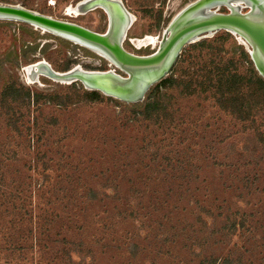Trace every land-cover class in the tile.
Returning a JSON list of instances; mask_svg holds the SVG:
<instances>
[{"label": "rangeland", "instance_id": "1", "mask_svg": "<svg viewBox=\"0 0 264 264\" xmlns=\"http://www.w3.org/2000/svg\"><path fill=\"white\" fill-rule=\"evenodd\" d=\"M87 1L20 0L26 9L106 33L108 10ZM118 1L135 19L124 48L147 56L199 0ZM69 7L79 12L67 15ZM217 9L230 11L227 4ZM243 50L253 60L239 34L202 33L130 102L34 67L129 76L103 53L0 18V264H264V98L251 100L247 122L198 87L208 70L230 60V70L255 82ZM197 66L202 73L192 79ZM159 96L178 135L131 112Z\"/></svg>", "mask_w": 264, "mask_h": 264}, {"label": "water", "instance_id": "2", "mask_svg": "<svg viewBox=\"0 0 264 264\" xmlns=\"http://www.w3.org/2000/svg\"><path fill=\"white\" fill-rule=\"evenodd\" d=\"M232 1L236 0H199L191 4L173 20L159 49L147 56L132 54L124 48L123 39L130 18L118 0L86 2L90 3L89 8L104 6L108 10L110 26L106 33H98L19 5L0 4V18L25 21L98 50L129 76L124 78L112 71L87 72L79 69L59 73L43 63L34 66L41 73L63 82L80 80L89 87L135 102L142 99L149 86L164 76L181 46L205 32L225 29L239 34L251 46L255 66L264 78V0H242L250 8L247 12H243L241 6L232 5ZM222 4L229 6L228 13L218 11ZM36 73L33 71L32 75Z\"/></svg>", "mask_w": 264, "mask_h": 264}, {"label": "trees", "instance_id": "3", "mask_svg": "<svg viewBox=\"0 0 264 264\" xmlns=\"http://www.w3.org/2000/svg\"><path fill=\"white\" fill-rule=\"evenodd\" d=\"M241 54L242 57L246 59V62L251 66L250 72L254 73L255 82H253L252 77L248 78L244 75H239L233 70H230L232 64H234V61L230 60L227 63L228 65L225 67L217 65L214 66L213 69H206L208 70V73L204 75V80H201L199 84L198 82L195 83H197L198 87L200 88L204 87V89L202 88L204 93L207 91H212L214 95L213 99H215V102L220 108L228 111L231 114H237L240 120L248 122L252 112L251 100L256 95H259L261 99L264 98V79L259 76L255 70V65L251 59V56L244 50ZM206 67H204V70ZM201 68L197 66L196 69H194V72L192 73L194 76H192V79H195L194 77L197 76L200 77L199 73H202L203 70ZM171 81H173V77L168 80V82ZM192 86H194V82L189 84L187 83V88L189 90L188 93L190 95L196 91V88H191ZM161 99L162 98L159 96L154 100H151L150 98L143 104H134L131 106V112H134L136 116L141 114L144 115V119L148 122H154V126L161 128L173 127L177 130L171 134L178 135L179 132H181L180 126L175 125V119L173 118L171 109L164 106ZM152 157L154 161H159V151L154 153ZM244 221L245 217L242 216L241 222L244 223ZM236 227V221L232 222V226L229 227L231 235L238 231Z\"/></svg>", "mask_w": 264, "mask_h": 264}, {"label": "bare ground", "instance_id": "4", "mask_svg": "<svg viewBox=\"0 0 264 264\" xmlns=\"http://www.w3.org/2000/svg\"><path fill=\"white\" fill-rule=\"evenodd\" d=\"M232 3V5H234V6H243L244 4H246L247 5V3H244L242 0H236V1H232L231 2ZM76 12H79L78 11V9H75L74 7H70L69 9H68V15H71V14H73V13H76ZM134 17L133 16H130V20H129V25H128V29L130 28V26H131V24L134 22ZM127 29V30H128ZM151 39V38H150ZM125 41V38L123 39V42ZM153 41V40H152ZM155 42V41H154Z\"/></svg>", "mask_w": 264, "mask_h": 264}, {"label": "crops", "instance_id": "5", "mask_svg": "<svg viewBox=\"0 0 264 264\" xmlns=\"http://www.w3.org/2000/svg\"><path fill=\"white\" fill-rule=\"evenodd\" d=\"M44 1L49 2L50 0H44ZM52 1H53V3L56 2V5H57V4L60 5V4H61L60 2H61L62 0H51V2H52ZM58 2H59V3H58ZM50 4H51V3H50ZM16 5H19V6H22V7H23L25 4H24L23 2H20V0H16ZM51 5L53 6L54 4H51ZM69 8H70V7H69ZM69 8H68V9H69ZM68 9H67V13H68ZM67 15H68V14H67Z\"/></svg>", "mask_w": 264, "mask_h": 264}]
</instances>
